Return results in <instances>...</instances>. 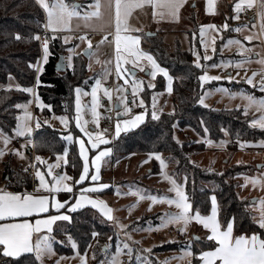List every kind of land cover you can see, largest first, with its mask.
I'll use <instances>...</instances> for the list:
<instances>
[{"label":"rangeland","instance_id":"obj_1","mask_svg":"<svg viewBox=\"0 0 264 264\" xmlns=\"http://www.w3.org/2000/svg\"><path fill=\"white\" fill-rule=\"evenodd\" d=\"M79 1L80 0H75L73 3L80 6L77 11H79L81 15H83L85 12L91 11L88 6L93 2V0H86L87 2L83 3L82 6L80 4L83 1ZM65 2L68 3L66 0ZM39 7L41 8L45 16V26L47 23V13L40 5ZM102 11L104 12L103 18L109 19L110 12L108 10ZM202 25H209V21L207 18H203ZM67 27L70 28L71 31L55 33L57 38H60L63 43H65L63 37L69 36L70 40L67 44L73 45L71 48H75L74 52L70 53L68 50H66V52L64 53L67 67L69 63V57H71L72 63L73 56L77 54L83 55V59H86H84V61L86 62L88 68V80L86 79L88 85L80 86L82 88V93L87 94H81L79 97V103L81 106L79 118L81 120V123L87 122L88 131L102 133L104 139L108 140L109 143L100 144L98 148L92 149L91 144L87 143L88 137L84 133H82L79 128L76 127L78 114L76 111L77 97L74 91L73 123L75 126L71 128L69 116L58 114H51L49 116H46L43 114L45 108L42 105L45 104L39 97L41 107L37 106L38 102L36 97L39 96V94L38 91L34 90L33 94H29L26 92L28 95H30V99L29 101L20 104L26 105V110L31 115V119L27 121L28 126L32 129V133L30 136L31 138H29V136H17L15 134L17 125L19 124L23 126L25 123V108H18L20 110V113L18 116L19 119L17 121L16 128L11 132V134L4 133L7 137H9V143L6 147L3 139L0 138V149H3L6 154L11 155L15 164L21 165L23 168H28L29 166H31L33 161L30 160V154L32 153V151H34L35 154V149L34 145L28 143V141L32 140L33 134L37 129H39L36 128L37 120L41 125L45 127L58 130L63 136L67 135L70 131L74 138L73 142H66L68 144H75L77 149V138L85 139V147L86 149H89L91 156H93L95 153H98L99 151L104 150L105 148H111L112 151L109 154V157L103 158L104 164L102 165V170L100 169V172L102 174V181H107V183L105 184H108L109 187L104 189V194H102L103 199H100L99 195L93 194L90 195L89 199L94 201H102L104 205H106V207L110 209L112 219L109 220L103 214L102 209L99 207L94 208L91 204H89L88 206L90 207L84 208L86 211L84 212L83 216L86 219L88 218L89 220L93 221L94 224H103L109 228L102 229L101 227L99 229L101 233L96 235L95 237H92L90 245L83 251L79 250L78 244L72 238L71 240H69V237H71L69 228L72 225V220L70 223L67 221H62L57 227L58 231L55 232L56 238H51V236L47 235L53 251L51 255L46 254L42 257V264H81V257L86 258L87 264H110L113 257H117L119 264H194V250L199 251L200 255L203 251L206 250V248H208L206 239L201 237L202 231L198 223L193 220L188 224L187 228L183 232H181V229L184 228V225L182 223L166 222V214H176L179 212V209H177L174 204L169 205L166 202H161L160 200L161 197L176 199V193L172 190L173 185L166 177H170L172 180H175L176 184L182 187L185 195L187 196L185 185L189 177V173L184 170L176 172L174 170V168L176 167L174 158L167 154H158L161 160H163L165 163V166L162 167L160 161L156 159L157 154L139 153L117 155L113 152V146L116 145V143L122 136L128 134L132 130L142 128L145 125L147 115L149 114L151 117V114L154 110L153 104H155V111L157 112L159 118L162 114L172 115L174 113V95L172 91L169 93L167 90L169 81L167 82L165 80L166 84L164 90L157 91L156 85L159 73H157L154 79L152 78L151 72L153 71V69L150 63L146 59L141 58L138 60V66L133 67V64L131 62L124 63L123 60H131L135 58H125L123 57V54L121 61L122 71L118 76L116 72L115 62H113V60L109 56L111 51L115 53L114 41L113 43H111L107 40L106 36L102 35H98L95 39L89 40L86 35H83L84 33H87L84 31L97 30V27L105 28V22L99 23L98 21L94 20L92 22V26L86 27L83 20L73 17L68 20ZM47 33L53 35V33L49 29H47ZM97 33L105 34L102 32ZM146 33L147 32L142 33L139 36L143 39V42L148 41ZM195 34V36L189 34H181L176 38L184 44L185 48H187L183 51H188L191 53L194 65L197 59L194 53L199 54V56L201 57V68H199L201 75L206 72L210 77H220L219 80H211L203 82V84H201V87L204 90L203 94L201 95V98H203V103L200 102L202 106L207 108L228 110L242 109L245 111V108L246 106H248L249 102L247 99L242 98L240 93L254 95L257 99L261 98V90L259 88L261 75H256L254 77L253 85H249L248 83H246L247 77H252L253 72H260L262 66L257 62L259 60H253L250 57L249 52H246L244 53L246 56L243 57L240 61L250 60L251 62L245 63L242 65V67L237 68L235 65L239 61L235 60L234 58L233 59L235 61H233V59H226L225 61H223L220 58H215L216 54L220 53L219 46L226 39L224 31H216V29L206 28L203 37H201L199 30ZM82 35L86 37V40L84 42L79 39V37ZM167 35L168 33H166V36ZM176 35L178 34H172L173 38H170L171 46L167 45L168 43L166 42L168 41H165V39L163 40V42L165 45H167V47L171 49L175 48L176 46L182 49V47H180L178 43L174 45V37ZM170 36L171 35H169V37ZM89 41L92 45V56L85 57L84 52L88 49L87 42ZM205 44L208 45L207 49H205L204 47ZM227 45L229 44H227L226 42L224 46L225 52L231 50L226 49ZM213 49H215V51H213ZM237 50L240 51L239 49ZM205 51L206 54L211 57V59L207 61L202 59ZM213 64H216L217 67H210V65ZM224 64H226L227 66H220ZM44 66L45 64L42 65L43 69ZM105 68L109 69L110 74L105 79L101 80V87L97 91L98 103L96 112L98 114L97 119L99 125L97 126L96 123L92 122L93 116L91 111V92L93 86H95L96 79L101 78ZM133 71H136V73H133ZM237 73H239V75H237ZM229 75L233 77L231 81L227 79ZM133 80L141 82V90L137 91L135 100L132 96ZM150 82L154 85V87H148V84ZM117 86H120L123 91H117ZM171 87H173L172 83ZM21 88V85L13 76L8 77L5 83H0V90H19ZM105 88L111 91V100H109L108 96L105 95ZM219 88H227L229 89V93L226 94L224 92L217 91V89ZM146 90L152 91L149 101H147L146 97L144 96ZM232 94L235 95L233 96ZM118 97L127 98V108L129 109L127 112L125 103H122L121 100L118 99ZM141 101H143V107L140 106ZM117 105L120 108L118 110H115V107ZM112 111H114L115 116L111 125H104L102 121ZM247 111V113L252 117V121L258 120L262 115H264V112L257 110L255 106L248 107ZM140 114H144L145 119L143 122H141L136 128L130 131H121L120 135L116 136L117 123H119L121 128H123L124 121L131 120L134 118V116ZM62 116L67 118L66 124L61 123L60 121L59 117ZM174 137L175 140L179 143L184 142L187 138H189L190 140L193 139V141L198 143H206L205 150L195 153L192 156V161L196 162L201 168L210 169L216 172H223L227 170L235 172L237 170L235 165H239V168H243L246 166L245 164H249L250 166H252V164L259 163V160L256 159L258 157L247 156L245 155V152L243 150L245 148H264L259 146L264 141V139H261L256 143H245L244 147L239 146L240 148L232 151L228 146V136L218 142L211 141V143L209 144V140L207 138L196 136L191 129H180L177 125L174 127ZM17 139L23 140L25 144L17 147L15 144V140ZM30 148L33 149L29 151ZM17 150L21 153L20 156L14 154V152ZM62 154H59L57 156H60ZM57 156L54 159H51L50 157L43 158L46 163L45 165L41 164L43 168L38 169L44 174L46 182H53V176L55 175L53 171H60L61 164H63L62 166H65L64 160H57ZM56 164H59L60 166L54 167L52 169L53 176L47 175V172L49 170L48 165ZM19 173L15 172L14 174H12V178L14 179L11 184L13 186L16 185L15 182L17 181V176L19 175ZM21 176L23 179H26L27 181H30L32 183V179L26 176L24 170H22V175H19V177ZM236 179L238 180V193L242 194L245 188L249 186V180L248 178H246L245 173L237 175ZM212 187V184H208L206 186L207 189H212ZM75 191H77L76 188L73 192ZM151 197H156V201L154 202ZM65 199H70V201H72V195L68 194ZM73 214L74 212L71 213L70 216L72 217ZM191 214H193L192 210ZM91 227H93V225ZM194 236H198L200 240L195 241L193 239ZM73 242H75L76 244L75 249L72 247ZM125 244H127L132 249L131 256L128 255V249L124 248ZM58 246L62 247V253L56 250ZM186 246H190V248H188V251L192 253L191 255L185 254ZM118 247L119 249H121L119 256H117ZM137 257H139V260L137 259ZM39 263L41 264L40 261Z\"/></svg>","mask_w":264,"mask_h":264},{"label":"trees","instance_id":"obj_2","mask_svg":"<svg viewBox=\"0 0 264 264\" xmlns=\"http://www.w3.org/2000/svg\"><path fill=\"white\" fill-rule=\"evenodd\" d=\"M66 1L73 3L75 0ZM44 22V13L36 0H0V83H5L8 77L13 76L22 88L34 86L37 61L41 59V47L34 36L41 34L40 26ZM17 34L21 39H16ZM49 44L52 54L38 77L41 84L37 86V91L44 104L52 105V110L45 108L43 114L67 115L70 118V127L73 128L75 126L73 89L78 85H88L87 64L83 55H74L72 68L67 67L65 72H57L56 63L60 55L72 45L63 43L60 38L50 40ZM142 46V50L151 54L159 66L166 69L173 78L174 113L162 114L158 120L151 119L148 114L142 128L130 131L113 146L114 154L161 153L172 156L176 163L174 170L189 173L185 190L192 212L198 211L201 215H209L212 209L211 198L215 196L219 204L218 218L222 227H225L226 220L234 216L236 236H251L253 233L261 235L264 231L258 227L254 214L249 210L250 200L239 196L236 179L237 175L248 172L252 166L245 164V167L239 168V165H235L237 168L235 172L231 170L216 172L201 168L192 161V156L204 151L206 143H198L189 138L178 143L174 137V127L177 125L180 129L189 128L194 135L207 138L209 141L218 142L228 136V146L232 151L240 148L243 143H254L264 139V130L252 127V117L248 113L245 115L242 109L207 108L200 104L204 91L198 79L201 73L194 65L190 52L183 51L178 46L170 49L158 35L148 38L147 42H142ZM165 84V78L159 75L156 90H164ZM151 94L152 91H145L147 101L150 100ZM29 99L30 95L21 90H0V130L3 133L11 134L16 128L20 113L16 105ZM62 136L58 130L41 125L34 135L35 153L41 156H56L62 154L64 148H68L70 164H67L66 172L74 179H78L82 166L78 149L75 144H68L63 140ZM72 164L76 167H72ZM18 173L22 175V171ZM12 174L10 163L6 162L4 176L10 177ZM19 175L17 182L22 184L21 189H29L31 182ZM208 184H212V189L206 188ZM75 188L78 190V187ZM85 211L83 209L74 212L69 228L71 238L82 251L90 245L93 231L100 234L101 227L109 228L86 219L83 216ZM207 246L206 250L214 248L210 243ZM61 249V246L56 248L62 253ZM24 256H31L32 260H35L33 254ZM194 256V264H200L199 251L194 250ZM0 264H3V260H0ZM23 264H30V261L25 258ZM35 264L40 263L36 261Z\"/></svg>","mask_w":264,"mask_h":264},{"label":"snow or ice","instance_id":"obj_3","mask_svg":"<svg viewBox=\"0 0 264 264\" xmlns=\"http://www.w3.org/2000/svg\"><path fill=\"white\" fill-rule=\"evenodd\" d=\"M36 2L44 9V11L47 13V23L45 27L49 29L53 35L52 36H45L42 40V56L39 61H37V72L43 71V64H47L49 56L52 54L50 52L49 48V41L57 39V36L55 33L57 32H63V31H71L70 28L67 27V22L73 17H76L78 19H81L84 21V24L86 27L92 26V22L100 21L103 19L104 12L102 10H108L111 12L114 9V24H115V51H116V72L119 76L121 74V61H122V54L127 53L129 57L135 58V59H124V63L131 62L133 64V67L138 66V60L143 58L146 59L153 71L151 72V76L154 79L157 73H160L164 76L165 79L169 81L168 85V92L170 93L172 91L171 87V80L172 78L169 76V73L166 69L159 66V64L156 62V60L153 58L151 54H148L146 52L141 51L138 48V45L140 43L139 37H132L123 35V33H127L129 31H138V29H132L128 25V18L132 14L133 10L136 8H142L145 5H150L154 12L153 14L156 15V9L162 10L160 12V15H164L165 13L169 15L175 16L177 14V10L180 7L179 0H93V2L88 6L91 11L85 12L83 15L77 9L80 7L79 5H76L75 3L69 4L66 3L65 0H36ZM244 0H241V3H243ZM209 3H211V0H209ZM241 3H236L234 5V11L237 13L241 9ZM253 3V0H247V6L251 7ZM259 15L264 21V0H260L259 3ZM233 19H238V16L232 17ZM224 29L228 28L227 23H225L222 26ZM217 29L216 25H202L199 29L201 37L204 36L205 29ZM219 30V29H217ZM242 28L238 27L234 29V31H241ZM261 35L264 36V23L261 24ZM254 36H247L245 37L246 40L251 41L253 40ZM16 39H21L20 35H16ZM34 39L40 41L41 36L35 35ZM79 39L84 42L86 40L85 36H80ZM106 39V38H105ZM64 42L67 44L70 40L69 36L63 37ZM88 43V49L85 51V55L91 57V42ZM203 43V41H202ZM228 44H237L241 47V55L244 54V52H251L252 49L245 48L241 41L239 40H229L227 42ZM123 46V47H122ZM205 49H207L208 45H204ZM68 51L74 52L75 48H69ZM215 51V49H213ZM196 55L197 59L195 61V66L197 68H201L200 60L201 57L199 54L194 53ZM203 60L207 61L211 59L210 56L206 54L202 57ZM250 60H242L236 63V67L240 68L245 63H250ZM261 66L260 72H253L252 77H247L246 83L249 85H253V79L256 75H261V80L259 82V88L261 91H264V58H261L259 61H257ZM231 63V62H228ZM220 66H227L226 64L220 65ZM210 67H217L216 64L210 65ZM58 68H62L61 65H58ZM68 68H72L71 63V57H69V63ZM143 70V69H141ZM110 74L109 69L105 68L101 78L96 79L95 86L92 88V116H93V123H96L98 125V114L96 112L97 107V91L101 87V80L105 79ZM134 75V74H133ZM239 75V73H237ZM201 84L203 82L211 81V80H219L220 77H210L205 72L203 75H200L198 77ZM229 81L233 79L231 75L227 77ZM37 86L41 84V81L37 79L36 81ZM148 87H154L151 82L148 84ZM21 91L27 92L29 94L34 93L33 88H21L19 89ZM141 90V82L133 80L132 81V96L135 100L137 91ZM73 91L76 93L77 97V103H76V111H77V121H76V127L79 128V130L84 133L88 137L87 143L91 144L92 149H96L99 147L100 144H108L109 141L104 139L102 133H95L88 131L87 129V122L81 123V120L79 118V113L81 111V106L79 103V97L81 94H87L82 93V88L78 85L76 86ZM117 91H123V89L120 88V86H117ZM217 91L224 92L226 94L229 93V89L227 88H219ZM104 93L106 96H108L109 100H111V91L107 88L104 89ZM233 96L235 94H232ZM241 97L248 100V106L245 108V115H247V108L255 106L257 110L264 112V98L257 99L254 95H247L245 93H240ZM37 99V106L41 107V102L39 100V96L36 97ZM118 99L121 100L122 103H125L126 112L129 110L127 108V98L126 97H118ZM201 103H203V98L200 100ZM44 108H47L49 111L52 110V105L45 104L42 105ZM140 106L143 107V101L140 102ZM17 108L24 107L25 108V123L23 126L17 125V129L15 130V134L17 136H31L32 129L28 126L27 121L31 119L30 113L26 110V105H16ZM153 112L151 114V119L158 120L159 116L157 112L155 111V104H153ZM19 119V118H18ZM61 123L66 124L67 118L66 117H59ZM145 119L144 114L136 115L131 120L124 121V127L121 128L120 124L117 123L116 126V136H119L121 131H130L134 128H136L141 122H143ZM47 122V121H46ZM203 123V122H202ZM251 126L253 127H259L261 130H264V115H262L258 120H253ZM41 124L37 120L36 122V128H40ZM207 131V129H205ZM227 134V133H226ZM0 138L3 139L5 147L9 143V137H7L2 130H0ZM63 140L67 141L68 143L73 142V135L69 131V133L62 137ZM178 142V141H177ZM28 143H31L29 140ZM76 143L79 144V158L83 161V164L81 166V171L79 174L78 179H74L71 176H68L67 174H60L56 173L53 176L52 169L54 167H59V164L56 165H48V172L47 175L53 176V182H46L44 174L37 170L35 173L36 179L39 180L40 187L45 188V190L49 193L51 196L54 193H59L61 191L67 192V193H73V188L76 184L82 185L83 182L89 178H91L92 181H98L99 179V172H100V161L108 156L112 149L111 148H105L102 151H99L98 153H95L93 157L90 159L88 156L89 149H86L85 147V141L83 139L77 138ZM179 143V142H178ZM210 144L211 141H208ZM224 143V142H221ZM245 145L241 144V147H244ZM259 146L264 147V143H261ZM69 149L64 148L63 154L60 156H57V160H64V163L70 164V162L66 159L68 156ZM15 155L20 156L21 153L17 150L14 152ZM5 155V152L3 149H0V157ZM36 161L43 164L46 163L42 157L36 156ZM156 159L160 161L161 166L164 167L165 163L163 160H161L160 156L157 154ZM90 164L92 167L95 168L94 173H90L89 168ZM72 167H76L75 164L71 165ZM27 171V169H25ZM169 179L170 183L173 185L172 190L176 193V199H168L165 197H161V202H166L169 205H175L177 209H179V212L176 214L168 213L167 215V221L168 223L175 222V223H182L184 225V228L181 229V232H183L188 224L192 222L193 220L199 224H202L206 229H209L212 233V235L206 237L209 240H214L219 244V247L215 248V251L210 252H203L201 255V259L204 261V264H214V261L219 260L220 264H264V233H261V235H256L253 233L250 237L247 236H238L234 240L232 239V232L235 224V217H231L230 219L226 220L225 227L226 230L220 229V224L217 219L218 217V206L216 197L213 196L212 199V209H211V216L210 217H202L201 214L197 211L194 215L191 214L192 206L190 203L187 202V196L185 195L182 187L178 184H176L175 180H172L170 177H166ZM186 179V178H185ZM65 180L72 181V184L64 183ZM50 183V186H49ZM251 183L253 186L261 185L264 187V177L257 179L253 178L251 180ZM108 184H99L98 187L95 188H82L81 191H102L103 189L108 188ZM84 199L83 196L76 197L74 204H69L68 201L60 202L56 201L52 206L57 210V214L50 215L47 219L40 220L37 219L35 223V227L33 225L25 222L20 224H8L5 226H0V245H2V249H0V260H3V264H23V259H28L30 261V264H35L36 261H40L42 264V257L44 255H51L52 254V246L49 242V238L47 236L39 237L35 244L31 241V235L34 231L38 232L41 230V227L47 229L48 232L52 231V225L56 223L57 221H67L71 222L72 217L68 214H61L59 212L60 209L65 208V205L68 204L67 211L68 212H75L80 207H82V200ZM151 199L155 202L156 197H151ZM89 204L92 205V207H99L102 209L103 214L109 219H112V216L110 214V209L104 205L102 201H94V200H88ZM262 205V211L261 215L258 221V227L260 229H264V201L260 202ZM49 211V200L45 197H34L32 195H17V194H4L0 195V219H4L6 217H27L32 216L33 213H45ZM122 227V226H121ZM98 235L95 231L92 232V236L95 237ZM194 240L199 241V237H193ZM69 240H71V237H69ZM72 247L75 249L76 244L75 242L72 243ZM124 248L128 249V255H132V249L125 244ZM188 248L190 246H186L185 254L191 255L192 253L188 251ZM148 251V250H146ZM121 252V249L119 247L117 248V256H119ZM30 253L33 254L35 257V260H32V257H25L24 254ZM7 258V259H5ZM139 260V257H137ZM81 264H87L86 258L81 257ZM110 264H119L117 257H113Z\"/></svg>","mask_w":264,"mask_h":264},{"label":"crops","instance_id":"obj_4","mask_svg":"<svg viewBox=\"0 0 264 264\" xmlns=\"http://www.w3.org/2000/svg\"><path fill=\"white\" fill-rule=\"evenodd\" d=\"M80 1H83L80 4L81 6L83 5V3L87 2L86 0H80ZM179 2H180V7L178 8L177 14L175 16L169 15L167 13H165L164 15H160V12L162 11L160 9H156L155 10L156 15H154L153 14L154 9L150 5H145L142 8L134 9L132 14L128 18V25L132 29H138V31H129L127 33H123V35L132 36V37H139L140 34H142V33L152 32V33H156V36L157 35L160 36L162 38V40L165 39V41H168V42H166V43H168L167 45L171 46V43H170L171 39L170 38L172 37V34H178L174 37V39H175L174 45H176L178 43L180 45V47H182V50H184L187 48H185L184 44L179 39H177L176 37L180 36L181 34L182 35L189 34V35L195 36L196 35L195 33L200 29V27L203 24V18H207L209 21V24L216 25L217 29H219V30L216 29V31H220V30L224 31L225 37H226L225 41H223L222 44L219 46L220 53L216 54L215 58H220L223 61H225L226 59H233L234 58L235 60L240 61L243 57L246 56L245 54H243V55L240 54L241 53V47H240V45H237V44L227 45L226 49H229V50L231 49V50L225 52L224 46H225L226 42H228L229 40H239V41H241V43L243 44V46L245 48L252 49V51L249 52V54L253 60L257 61V60H260L261 58H264V36L261 35V24L264 23V21H262L260 15L258 14L260 11V9H259L260 0H253L251 7L247 6V0H244L243 3H241V0H211V3H209V0H179ZM236 3H241V9L238 13L236 11H234V5ZM245 11L254 12L256 15L255 18L252 19L251 21H245L244 19L240 18L239 14L242 12H245ZM234 16H238V19H233L232 17H234ZM98 22L99 23L105 22L106 27L105 28H98L97 27L96 28L97 30L84 31V32H87V33H90V32L105 33V34H99L98 33V35L106 36L107 40L110 41L111 43H113L114 37H115L114 9L110 12V18L109 19L103 18L102 20H100ZM225 23H227V25H228L227 29H224L222 27ZM238 27L242 28V30L239 32L234 31V29H236ZM84 32H81V33H84ZM111 32H113V40H109L108 34ZM166 33H168L167 36H166ZM169 35H171V36L169 37ZM247 36H254L256 38H254L251 41H248L245 39V37H247ZM166 37H169V38H166ZM87 38H88V36H87ZM139 38H140V43L138 45V48L141 51H143L142 50L143 39L141 37H139ZM89 40H91V39H89ZM237 49H239L240 51H238ZM114 50H115V46H114ZM244 53H246V52H244ZM109 56L111 57L113 62H115V65H116V51H115V53H113V51H111ZM123 57L128 58L129 56L127 53H123ZM234 59H233V61H235ZM65 64H66V59H65ZM66 68H67V65H66ZM158 75L163 76L160 73ZM165 80L168 82L167 79H165ZM171 83L173 85V78L171 80ZM260 97L264 98V91H261ZM34 135H35V133H34ZM29 138H31V137L29 136ZM83 140H85V139H83ZM254 143H256V142H254ZM263 143H264V141H263ZM15 144L17 147H20L21 145L25 144V142L22 140L21 144H17L16 142H15ZM243 145H244V143H243ZM77 146L79 149L78 143H77ZM32 149L33 148H30L29 151H31ZM87 154H88L90 159L93 157L90 155V151H88ZM36 156H40L42 158L50 157L51 159H54L57 155L56 156H49V155L41 156V155H37L36 153L34 154V151H32V153L30 154V160L33 161V163L31 165L32 167L29 166L28 168L27 167L23 168L21 165L15 164L13 162L12 156L8 155L6 153L2 157H0V195L17 194V195L23 196V195L27 194V195H32V196L37 197V198L45 197L49 200V211L45 212V213H38V214L33 213L32 216H27V217H6L4 219H0V226H5L8 224H20V223L27 222V223L33 225V227H35V223H36L37 219L44 220V219H47L50 215L57 214V210L52 206L56 201H60V202L68 201L69 204H74L76 197L83 196L84 199L82 200V207H80L78 209V210H81V209L90 207V206H88L89 203L87 202L88 200H90L89 199L90 195H92V194L93 195H99L100 199H103L102 194H104V192H103L104 189L102 191H97V192H93V191H83L82 192L81 191L82 188H84V189L95 188V187H98L99 184L107 183V181H102L101 172H99L98 181H92L90 176H89V178L86 179L82 185L76 184L75 187H78V190L73 192V193H67V192L61 191L59 193H54L50 196L49 193L45 190V188L40 187V183L36 179V176H35L36 171L39 168H43L41 166V163L36 161V159H35ZM106 157H109V155ZM256 159L259 160V163L252 164L253 167L248 172H245V176L249 180L248 181L249 186L247 188H245V190L243 191L242 194L239 193V196L242 199H249L250 200L249 210L254 214V218L258 223L260 215H261V211H262V205L260 202L264 201V187H262L261 185L253 186V184L251 183V180L253 178L260 179V178L264 177V157H258ZM67 160H68V158H67ZM6 162L10 163V170L12 171L13 174L15 172L24 170L26 176L30 177L32 179L31 187L29 189H27V188L21 189L20 186H22V184H19L17 181L15 182L16 185L13 186L11 184V182L14 179V178H12V175L10 177L4 176ZM82 164H83V161H82ZM103 164H104V160L102 159L100 161V169L101 170H102ZM42 165H45V163H43ZM62 165L63 164H61L60 171L56 170V171H53V173L54 174H56V173L67 174L68 176H71L70 174H68L66 172V166L67 165L66 164H65V166H62ZM259 165H261V166L259 167ZM25 169H27V171H25ZM89 171H90V173L95 172V168L92 167L91 164H90ZM64 183L72 184V181L65 180ZM74 190H75V188H73V191ZM68 194L72 195V201H70L71 196H70V199H68V200L65 199V197ZM217 206H218V215H219L218 201H217ZM67 208H68V204L65 205V208L60 209L59 212L61 214H68ZM65 210H66V212H65ZM71 213H73V212H69L68 215H70ZM195 213L196 212H193L192 215H194ZM201 216L202 217H210L211 212L209 215H206V216L201 215ZM217 219L219 221L218 217H217ZM61 222L62 221H57L56 223H54L52 225V231L51 232H48L47 229L44 228L43 226L41 227L40 231H38V232L34 231L31 235L32 243L35 244L36 240L39 237H43V236H47V235L51 236V238L52 237L56 238L55 232L58 231L57 227H58L59 223H61ZM219 224H220V229L222 231L226 230V227H222L220 221H219ZM198 225L202 231L201 237L206 239L207 243L214 245V248H210V249L205 250L203 252L215 251V248L219 247V244L214 240H209L206 238V237L212 235L211 231L209 229H206L202 224L198 223ZM263 231H264V229H263ZM256 235L259 236V234H256ZM236 237H238V236L235 235L234 228H233L232 239L234 240ZM247 237H250V236H247ZM2 247L3 246L0 245V249H2ZM203 252L199 255L200 264H204V261L200 258L201 255L203 254ZM26 254H30V253H26ZM26 254H24V255H26ZM214 264H220L219 260L214 261Z\"/></svg>","mask_w":264,"mask_h":264},{"label":"built area","instance_id":"obj_5","mask_svg":"<svg viewBox=\"0 0 264 264\" xmlns=\"http://www.w3.org/2000/svg\"><path fill=\"white\" fill-rule=\"evenodd\" d=\"M255 16L256 15H255L254 12H248V11H245V12H242V13L239 14V17L244 19L245 21H251L252 19L255 18ZM40 29L42 31L41 34H40L41 40L39 41V44H40V47H41L43 38L45 36H48L49 33H47V29L45 28L44 24H42L40 26ZM84 35H87L88 39L92 40L98 35V33H94V32H92V33H84ZM108 35H109V40H113V32L109 33ZM40 74H41V72H37L36 71V80H35V84L33 86V89L35 91H37L36 81H37V79H38ZM114 116H115L114 111L110 112L109 115L102 121L103 124L104 125H111V123H112V121L114 119ZM15 142L17 144H21L22 140L18 139ZM31 144L34 145V134H33L32 140H31ZM243 151L245 152V155H247V156L264 157V148H260V147H258V148H249V149L245 148Z\"/></svg>","mask_w":264,"mask_h":264},{"label":"water","instance_id":"obj_6","mask_svg":"<svg viewBox=\"0 0 264 264\" xmlns=\"http://www.w3.org/2000/svg\"><path fill=\"white\" fill-rule=\"evenodd\" d=\"M156 36V33H152V32H147L146 33V37L148 38H152V37H155ZM91 52H92V49H91ZM85 53V52H84ZM85 57H89L87 55L84 54ZM58 65H61L62 68H58ZM66 64H65V57H64V54H61L60 57H59V60L58 62L56 63V71L57 72H65L66 71ZM133 73H136V71H133ZM148 73V72H147ZM120 107L117 105L115 107V110H118ZM261 165H259L260 167ZM195 237H198V236H195ZM200 240V238H199ZM196 241V240H195Z\"/></svg>","mask_w":264,"mask_h":264}]
</instances>
